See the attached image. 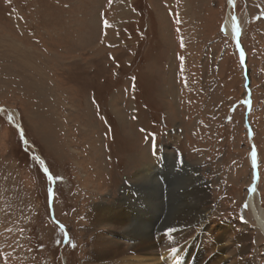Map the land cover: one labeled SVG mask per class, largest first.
<instances>
[{
    "label": "rangeland",
    "instance_id": "rangeland-1",
    "mask_svg": "<svg viewBox=\"0 0 264 264\" xmlns=\"http://www.w3.org/2000/svg\"><path fill=\"white\" fill-rule=\"evenodd\" d=\"M228 1L0 0V264H88L90 207L135 182L125 205L144 212L135 175L155 162L179 182L178 157L264 264L248 201L255 144L262 215L264 0Z\"/></svg>",
    "mask_w": 264,
    "mask_h": 264
},
{
    "label": "bare ground",
    "instance_id": "bare-ground-1",
    "mask_svg": "<svg viewBox=\"0 0 264 264\" xmlns=\"http://www.w3.org/2000/svg\"><path fill=\"white\" fill-rule=\"evenodd\" d=\"M228 4L232 6L236 3L235 0H229ZM225 26L231 33L235 46L238 38L239 53H244L239 40L241 30L237 19L231 13ZM250 130L254 137L252 127ZM253 147L256 153L255 163L253 162L255 178L252 186L250 185L251 189L248 190V201L251 208H254L256 227L264 234V203L259 204L262 215L254 205V195L261 194L258 189V151L255 144ZM177 159L176 164L183 172L179 182L176 178L172 184L166 168L159 163L157 167L155 162L135 175V181L143 179L147 185L153 187L146 188L149 195L153 196L155 204L145 206L147 201L137 204L146 208L144 212H136L134 206L125 205L128 196L126 189L130 186L133 188L135 182L129 183V187L121 192L122 196L114 204H95L90 207L87 215L90 228L86 231L89 239L84 244L89 247L86 260L88 264H136L143 262L141 257H146L147 261H155L154 264H195L190 256L194 251L199 264H247L244 258L247 236L240 234V229L238 231L233 222L212 221V216L210 218L207 213L208 184L206 185L203 176L199 175L197 166L185 163L181 157ZM161 177L164 180L162 184ZM153 215L159 219L162 217L163 221L152 224ZM208 221L210 226H206ZM206 239H209L208 244L204 243ZM208 249L210 251L204 254Z\"/></svg>",
    "mask_w": 264,
    "mask_h": 264
},
{
    "label": "snow or ice",
    "instance_id": "snow-or-ice-1",
    "mask_svg": "<svg viewBox=\"0 0 264 264\" xmlns=\"http://www.w3.org/2000/svg\"><path fill=\"white\" fill-rule=\"evenodd\" d=\"M109 3L111 4V3H112V0H109ZM236 31L238 32L239 29L237 28ZM241 57H242V59H243V53H241ZM252 155H253V162L255 163V158H256V153H255V151H253V154H252ZM47 175H48V178H49V179H55V177H53V176L51 175L50 172L47 173ZM253 191H255V189H253Z\"/></svg>",
    "mask_w": 264,
    "mask_h": 264
},
{
    "label": "water",
    "instance_id": "water-1",
    "mask_svg": "<svg viewBox=\"0 0 264 264\" xmlns=\"http://www.w3.org/2000/svg\"><path fill=\"white\" fill-rule=\"evenodd\" d=\"M236 49L237 51L240 50V46L238 45V38L236 39Z\"/></svg>",
    "mask_w": 264,
    "mask_h": 264
}]
</instances>
